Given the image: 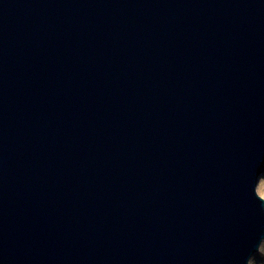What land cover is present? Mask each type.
I'll return each instance as SVG.
<instances>
[{
	"label": "water",
	"instance_id": "obj_1",
	"mask_svg": "<svg viewBox=\"0 0 264 264\" xmlns=\"http://www.w3.org/2000/svg\"><path fill=\"white\" fill-rule=\"evenodd\" d=\"M263 175L264 0H0V264H250Z\"/></svg>",
	"mask_w": 264,
	"mask_h": 264
},
{
	"label": "rangeland",
	"instance_id": "obj_2",
	"mask_svg": "<svg viewBox=\"0 0 264 264\" xmlns=\"http://www.w3.org/2000/svg\"><path fill=\"white\" fill-rule=\"evenodd\" d=\"M257 192L262 198H264L262 187H257ZM250 264H264V241L260 247V250L251 258Z\"/></svg>",
	"mask_w": 264,
	"mask_h": 264
},
{
	"label": "bare ground",
	"instance_id": "obj_3",
	"mask_svg": "<svg viewBox=\"0 0 264 264\" xmlns=\"http://www.w3.org/2000/svg\"><path fill=\"white\" fill-rule=\"evenodd\" d=\"M258 187H262L263 188V194H264V175L261 177Z\"/></svg>",
	"mask_w": 264,
	"mask_h": 264
}]
</instances>
